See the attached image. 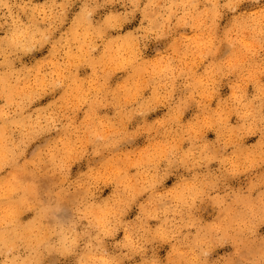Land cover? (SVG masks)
<instances>
[{
  "label": "clouds",
  "instance_id": "obj_1",
  "mask_svg": "<svg viewBox=\"0 0 264 264\" xmlns=\"http://www.w3.org/2000/svg\"><path fill=\"white\" fill-rule=\"evenodd\" d=\"M0 264H264V0H0Z\"/></svg>",
  "mask_w": 264,
  "mask_h": 264
}]
</instances>
